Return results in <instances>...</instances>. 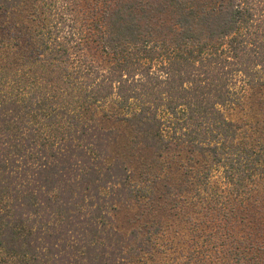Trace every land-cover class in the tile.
<instances>
[{"label": "trees", "instance_id": "obj_1", "mask_svg": "<svg viewBox=\"0 0 264 264\" xmlns=\"http://www.w3.org/2000/svg\"><path fill=\"white\" fill-rule=\"evenodd\" d=\"M3 17L0 264L151 255L158 161L181 147L205 164L162 198L192 190L218 234L194 233L173 264H264V143L224 113L248 90L264 100V0H0ZM105 119L125 124L122 156Z\"/></svg>", "mask_w": 264, "mask_h": 264}, {"label": "rangeland", "instance_id": "obj_2", "mask_svg": "<svg viewBox=\"0 0 264 264\" xmlns=\"http://www.w3.org/2000/svg\"><path fill=\"white\" fill-rule=\"evenodd\" d=\"M6 19L0 18V22H4ZM7 26L9 20L7 21ZM24 45V42H23ZM111 111V110H109ZM225 116L231 122H233L239 132L247 137L249 140L255 143H264V100L256 90H248L243 100L234 106L228 107L224 110ZM102 117V112L99 114ZM103 126L106 129L117 130L122 134L121 142L113 146L112 153L124 154V143H126V136L128 131L125 129V124H120L115 122L114 119L103 120ZM129 137V135H128ZM122 156V155H119ZM143 157H129L127 158L128 165L131 170H135V167L140 166L143 161ZM159 165V181L157 183V197L161 199L153 203V208L155 210L150 214L148 220L159 222L162 226V231L155 237L154 246L151 255H143L141 259H134L135 264H141L145 262L146 264H173V260L177 261V258L183 257V253L186 252L188 246L192 241V235L194 233H204L210 232L211 225H213L212 232L214 234L217 231V224L215 221H211L206 231L203 233L202 230L205 229L207 221L206 217H202L200 207H202V202L196 200L193 191H189L182 195V198L186 200H168L162 198L164 195V190L167 184L183 185L185 180V171L191 172V177L196 171H200L205 164V159L198 155L191 154L187 152V149L183 150V147L176 148L168 154L166 159H164ZM167 164V165H164ZM164 166V167H163ZM165 173V175H164ZM215 174L212 182L214 185H219V177ZM166 184V185H165ZM199 202V203H198ZM120 209L117 212L116 223L118 229L124 233L128 234L129 231L138 225L134 224L137 212L142 207L141 204L131 203L130 205H118ZM151 221V222H152ZM134 262H131L134 263Z\"/></svg>", "mask_w": 264, "mask_h": 264}]
</instances>
